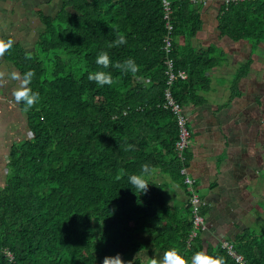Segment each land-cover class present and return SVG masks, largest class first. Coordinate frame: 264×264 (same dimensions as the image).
Returning <instances> with one entry per match:
<instances>
[{
    "label": "trees",
    "instance_id": "obj_1",
    "mask_svg": "<svg viewBox=\"0 0 264 264\" xmlns=\"http://www.w3.org/2000/svg\"><path fill=\"white\" fill-rule=\"evenodd\" d=\"M170 1L177 39L171 57L188 75L176 79L173 92L185 107L191 103L187 95L208 84L204 74L217 60L214 51L198 52L191 44L202 28L201 4ZM40 16L35 49L12 42L5 51L26 82L19 94L38 95L31 106L19 100L33 138L12 147L0 189V264H101L117 253L127 264H145L142 251L160 259L173 249L184 264H192L196 252L241 264L226 242L253 264L263 257L243 243L245 235L226 232L216 243L206 241L212 228L207 202L199 207L207 229L195 226V205L176 157L177 123L162 108L168 78L162 0H63L55 16ZM220 30L234 41L261 40L264 1L224 6ZM118 34L126 43L110 46ZM183 37L187 51L178 41ZM100 51L108 53L107 67L96 63ZM128 58L136 73L111 63ZM96 71L110 73L111 83L88 79ZM157 170L183 187L187 200L170 204L167 181L156 180ZM132 173L147 181L145 192L129 184ZM258 245L263 247V235Z\"/></svg>",
    "mask_w": 264,
    "mask_h": 264
},
{
    "label": "crops",
    "instance_id": "obj_2",
    "mask_svg": "<svg viewBox=\"0 0 264 264\" xmlns=\"http://www.w3.org/2000/svg\"><path fill=\"white\" fill-rule=\"evenodd\" d=\"M200 7L203 24L191 44L198 52L214 51L211 53L217 63L205 73L208 84L197 86L192 95H187L191 103L185 109L194 137L187 173L197 179V193L210 207L206 219L212 225L211 236H215L216 231L221 237H225L226 232L233 236L245 235L243 243L252 245L255 255L263 251V257L255 258L254 264H264V245L261 249L258 245L261 235L264 236V36L261 40L234 41L220 30L224 0H210ZM16 10L22 14L35 13L41 21L43 0H0V22L29 20L25 16L18 20ZM24 31L19 30L21 35L16 41L12 39L16 30L1 31L5 67L14 69L12 72L17 78L8 85L5 84L8 78H0V82H4V88L0 83V189L6 186L12 147L29 140L24 137L31 133L28 117L16 98L26 82L21 72L5 58L9 41H21V46L26 48L22 42L31 35ZM178 41L185 51L189 49L186 38ZM235 73H239L236 88L232 83ZM213 85L220 89L213 92ZM12 100L16 106L11 104ZM155 174L158 182L167 181L170 204L175 199L187 200L184 188L168 174L163 175L160 170Z\"/></svg>",
    "mask_w": 264,
    "mask_h": 264
},
{
    "label": "rangeland",
    "instance_id": "obj_3",
    "mask_svg": "<svg viewBox=\"0 0 264 264\" xmlns=\"http://www.w3.org/2000/svg\"><path fill=\"white\" fill-rule=\"evenodd\" d=\"M208 1H210V0H208ZM225 1V0H224ZM245 1H254V0H245ZM245 1H242V2H245ZM60 2H62V3H60ZM190 2H192V0H190ZM242 2H239V3H242ZM193 3V2H192ZM239 3H237V4H239ZM63 5V0H43V12L46 14V15H48V16H55L58 12H59V10H60V8L62 7V5ZM195 4H201V5H206V3L204 4V3H195ZM224 6L225 7H227L226 5H225V3H224ZM231 6V5H230ZM229 6V7H230ZM229 7H227V8H229ZM6 8V7H5ZM8 11H10V8H6ZM17 12L15 13V15H17L16 16V18L19 20V17L20 16H25L26 18H28L29 20L27 21H20L19 20V22H8V21H3V22H5V23H3V22H0V78H8L9 80L8 81H5V84L6 85H8V83H9V81H11L12 83H14V80L17 78L16 76H15V74L12 72V71H14V69H12V68H6L5 67V60L2 58V51H3V47L5 48V43H4V41L2 40V38H1V31H2V33H3V30H7L8 31V33H11V32H13V31H15L16 30V33L15 34H13L12 35V39H13V41H16L17 39H19V36L21 35L20 33L21 32H19V30L22 28V29H24L25 31V33L27 34H29V35H31L30 37V39H28L27 41H25V42H22V43H24L26 46V48L28 49V50H31V51H33V49L35 48V45H36V43H37V41H38V39H39V37H38V35L40 34V32H41V30H43V24H42V22L39 20V16L37 15V14H35V13H32L31 11V13L29 14V12H26L25 14H22V12H20L19 10H16ZM7 22V23H6ZM18 31V32H17ZM173 36H175V29H173ZM175 40H176V36H175ZM13 41H9V43H8V45L9 44H11ZM164 41V40H163ZM262 42V41H261ZM20 43H21V41H20ZM24 44H22V45H24ZM174 44H176V43H174V41H173V47H172V49H170V51H167V49H166V46L164 45L163 47H162V51H163V53H164V55H166L167 56V58H168V56L174 61V59H173V57H171V54H172V50L174 49ZM7 48H8V46H7ZM169 54V55H168ZM5 58H6V56H5ZM171 59H168V60H171ZM167 59L165 60V64H166V71H165V75H166V77H168L169 78V66H168V64H167V61H168ZM171 60V61H172ZM172 61V63H173V69H174V67H175V62H173ZM7 63V62H6ZM220 68H223V67H220ZM175 71L176 72H174L175 74H176V78L175 79H182V77L180 76V73L181 72H184L185 74H186V76H187V78L186 79H188V75H187V73H186V71H184V70H180V69H176V67H175ZM220 74H221V69L218 71ZM247 72H248V68L246 67V74H247ZM204 76H205V74H204ZM238 78H239V73H238V75H237V73H235V76H234V80L232 79V83H234V88H236L237 86H238V83H239V81H238ZM183 80V79H182ZM22 81V80H21ZM168 81V80H167ZM0 83H2L3 84V88H4V82H0ZM11 83V84H12ZM214 83V82H213ZM22 87V86H21ZM20 87V88H21ZM213 87H214V89H213V92H217V90H219L220 88L218 87V86H215V85H213ZM173 95H174V92H173ZM174 97V99H175V101L178 103V104H180L184 109H183V111L185 112V113H187V111H186V109H185V107L182 105V103L180 102V101H178L176 98H175V96H173ZM208 99H210V98H208ZM14 100H12V102H11V104L12 105H15L16 106V104H14V102H13ZM164 103V102H163ZM162 108H163V105H162ZM164 109V108H163ZM167 112H169V111H167ZM173 116V115H172ZM174 117V116H173ZM175 119V118H174ZM27 120V119H26ZM176 121V120H175ZM177 123V122H176ZM30 126V125H29ZM178 127V126H177ZM189 129H190V131L192 132V130H191V128H190V121H189ZM178 133H179V130H178ZM25 139H32L33 138V133L31 132L30 133V135H28L27 136V134H25V137H24ZM178 138H179V134H178ZM178 140V139H177ZM194 141V137H193V133H192V138H191V143H190V147H189V149L186 151V156H187V158H188V162H187V165L189 166L190 165V149H191V145H192V142ZM177 142V141H176ZM176 144V143H175ZM175 151H176V149H175ZM176 157H177V159H178V161H179V163L181 164V162H180V160H179V157H178V155H177V151H176ZM10 162V158H8V163ZM181 167H182V165H181ZM180 173H181V168H180ZM183 177V176H182ZM190 177L194 180V182H193V185H188V183H186V182H184V185H186L187 186V188H188V192L191 194V196H197L198 198H200L201 200H203L199 195H198V191H197V189H198V186H199V182L197 181V179L196 178H193L191 175H190ZM184 178V177H183ZM238 187H239V183H238ZM257 191V190H256ZM237 192L239 193L240 192V190L239 189H237ZM185 193V192H184ZM200 194H202V192L200 191L199 192ZM256 199H259V197H257ZM204 202H205V200H203ZM211 233H212V231H210V230H208L207 232H206V234H204V238H205V240L207 241V240H211L212 242H217L218 241V235H219V232L218 231H216L215 232V236H211ZM229 234H231L230 232H228ZM222 237H219V240L221 239ZM230 246H232V245H230ZM237 247L234 245L233 246V252L238 256V258H240V260H241V262L242 263H244V264H247V262H249L250 263V261L244 256V254L243 253H240L237 249H236ZM9 252V251H8ZM260 252V251H259ZM263 252V251H262ZM10 253V252H9ZM140 256H141V258H142V260L144 261V263L145 264H150V260H153L154 259V257H151V256H148L147 255V253L145 252V251H142L140 254H139ZM122 258V257H121ZM163 258H160V259H154L155 261H157V264H159V262L162 260ZM247 261V262H246Z\"/></svg>",
    "mask_w": 264,
    "mask_h": 264
},
{
    "label": "built area",
    "instance_id": "obj_4",
    "mask_svg": "<svg viewBox=\"0 0 264 264\" xmlns=\"http://www.w3.org/2000/svg\"><path fill=\"white\" fill-rule=\"evenodd\" d=\"M245 0H225L224 3L227 7H229L232 4H237L239 2H242ZM192 2L195 3H207L208 0H192ZM163 9H164V18L166 20L165 22V28H166V34L164 36V45L166 46L167 51H170L173 47V41L175 40V36H173V29H175L174 23H172V14H174L173 5H171L170 0H162ZM172 46V47H171ZM169 55V54H168ZM171 59L169 56L167 58ZM172 60V59H171ZM171 60L167 61V64L169 66V78H167L168 81L167 87L165 88L164 92V103L163 108L166 111H169L175 118L179 130V138L175 144V149L177 151V155L179 157V160L181 162V175L184 177V182L188 183V185H193L194 180L190 177V174L187 173L189 166L187 165L188 158L186 156V151L190 147L191 138H192V132L189 129V115L183 111V107L178 104L173 95V85L176 81V74L175 67L173 69V63ZM174 62V61H173ZM174 71V72H173ZM180 76L183 80L187 78L186 74L184 72L180 73ZM191 202L195 205V214H194V221L196 227H201V229L206 230L207 229V222L205 218L199 213V207L206 206L205 202L198 198L197 196H192ZM197 207V208H196ZM196 232H193L195 234ZM228 242L225 243V246L229 247L230 253L235 257L241 264H244L241 262L240 258L233 252V245L230 246ZM7 256L11 261H13L14 257L11 253L7 252ZM247 262V261H246ZM247 264H250L247 262Z\"/></svg>",
    "mask_w": 264,
    "mask_h": 264
},
{
    "label": "clouds",
    "instance_id": "obj_5",
    "mask_svg": "<svg viewBox=\"0 0 264 264\" xmlns=\"http://www.w3.org/2000/svg\"><path fill=\"white\" fill-rule=\"evenodd\" d=\"M126 37L123 34H118L116 40L110 42V46L112 44H125ZM96 63L101 64L104 67H107L110 63V59L108 53L106 51H100L96 56ZM113 66L120 68L121 70L128 71L131 73H136L138 66L136 65L135 61L132 58L125 59L124 61H111ZM30 73L25 74V80L30 78ZM88 79L95 80L97 84H110L111 83V74L107 72H89ZM37 93L35 92H23L17 94V100L23 99L25 106H31L33 102L37 99ZM131 147V145H129ZM149 165L143 164L141 165L142 172H147ZM128 182L134 188L140 191V194L145 192L148 187L147 181L137 173H132L128 176ZM101 264H127V261L122 260L119 253L115 255H107L105 256ZM150 264H157V261L150 260ZM159 264H184L183 258L179 257L176 251L167 250L164 253L163 259L159 262ZM192 264H222L220 258H212L205 255L203 252H196L193 254Z\"/></svg>",
    "mask_w": 264,
    "mask_h": 264
}]
</instances>
